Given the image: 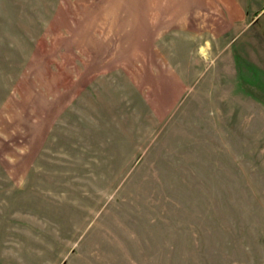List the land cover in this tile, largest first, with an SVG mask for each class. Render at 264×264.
Segmentation results:
<instances>
[{
  "label": "rangeland",
  "instance_id": "1",
  "mask_svg": "<svg viewBox=\"0 0 264 264\" xmlns=\"http://www.w3.org/2000/svg\"><path fill=\"white\" fill-rule=\"evenodd\" d=\"M194 2L0 0V264H264V0Z\"/></svg>",
  "mask_w": 264,
  "mask_h": 264
},
{
  "label": "crops",
  "instance_id": "2",
  "mask_svg": "<svg viewBox=\"0 0 264 264\" xmlns=\"http://www.w3.org/2000/svg\"><path fill=\"white\" fill-rule=\"evenodd\" d=\"M194 1H195L194 3H199L200 5H204V4H201V1H203V3H205V0H194Z\"/></svg>",
  "mask_w": 264,
  "mask_h": 264
}]
</instances>
